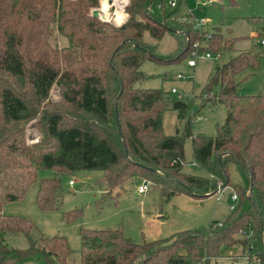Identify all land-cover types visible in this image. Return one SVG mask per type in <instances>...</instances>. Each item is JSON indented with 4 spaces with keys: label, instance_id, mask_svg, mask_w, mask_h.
<instances>
[{
    "label": "trees",
    "instance_id": "obj_1",
    "mask_svg": "<svg viewBox=\"0 0 264 264\" xmlns=\"http://www.w3.org/2000/svg\"><path fill=\"white\" fill-rule=\"evenodd\" d=\"M164 4L129 0L122 9L128 17L116 27L92 17L99 0H0V264H20L35 255L43 264H209L233 248L240 250L228 254L233 260L264 264V95L240 94L235 79L250 71L243 78L248 79L264 60V17L246 18L257 34L254 41L217 68L202 91L207 103L226 107L215 136H193L190 119L181 135L167 136L166 94L134 87L143 77L141 64L179 63L196 50L232 51L235 38H225L219 27L198 31L190 16L172 27ZM166 35L176 47L161 57L157 49ZM52 89L57 102L50 99ZM171 107L184 118L183 102ZM34 120L40 138L28 144L26 130ZM186 139L206 176L183 172ZM229 163L241 167L248 187L230 183ZM40 170L54 175L38 180ZM78 171H100L97 183L106 192L144 179L167 200L186 195L201 201L229 187L238 205L224 221H211L207 236L183 231L137 244L119 228H80V260L71 263L64 237L33 240V224L4 215L2 208L38 183L37 207L59 211L61 177ZM78 214L63 213L69 220ZM7 234L27 237L28 248H10Z\"/></svg>",
    "mask_w": 264,
    "mask_h": 264
},
{
    "label": "rangeland",
    "instance_id": "obj_2",
    "mask_svg": "<svg viewBox=\"0 0 264 264\" xmlns=\"http://www.w3.org/2000/svg\"><path fill=\"white\" fill-rule=\"evenodd\" d=\"M164 1L165 12L173 15L172 22H169L170 26L175 27L176 23L187 21L189 16L190 20L194 22L206 20L207 25L203 26L200 31L211 33L215 27H219L225 38H235L233 50L221 54L196 50L194 52L200 55L210 53L211 58L196 59L194 68H189L187 64L194 58V55L179 63L166 65L146 61L139 68L143 77L135 83L134 87L160 89L166 94L167 104L163 114V131L167 136L181 135L186 122L190 119L193 136L214 137L217 125L222 123L225 118L226 107L219 103H207L208 98L206 94L202 95V91L217 68L247 49L254 41L246 18L264 17V0H237L234 5L227 0ZM172 1H175L174 7L170 6ZM107 3L109 4V8L108 5L106 7L109 9V19L103 21L100 18L99 20L109 22L116 27L121 26L122 24L117 25L114 22V18L123 2L106 0ZM125 4L128 3L124 1ZM101 5L102 0H99V7L95 9H101ZM127 17L126 14L125 20ZM53 41L57 40L53 39ZM202 45L205 46L203 43ZM175 47V39L166 35L159 41L157 53L161 57H166L174 51ZM249 72L244 71L235 78L237 82H240L238 92L242 95H264V60L253 75L243 80ZM179 75L183 78L179 79ZM172 89L176 93H171ZM50 99L54 102L59 101L56 89L51 90ZM176 100L186 105L187 112L184 118H179L178 113L171 107L172 102ZM34 122L35 120L30 121L27 126L26 140L28 144L35 143L40 138L38 129L33 125ZM183 149L185 160L183 172L206 176L204 170L193 164L191 139L185 140ZM227 171L232 185L248 187V178L239 165L229 163ZM53 175L51 170H40L37 173V178L38 180L51 178ZM101 175L100 171H78L63 175L61 177L62 193L59 211H41L37 207L35 196L38 183H35L30 186L21 200L4 205L2 213L29 220L33 224L30 233L33 240L41 237H64L71 250L67 260L71 263H78L80 260V228H119L126 237L137 244L166 239L183 231L199 232L201 235L207 236L209 223L215 220L224 221L232 212L230 208L238 205V203L232 202L233 191L229 187L201 200L202 205H200V201L186 195L175 196L167 200L154 184L144 179L129 180L121 188L113 192H106L97 183ZM143 181L150 184L149 190L144 194H138L137 188ZM69 182L73 183L70 187L68 186ZM246 207L247 202L242 205V209ZM74 211L79 214L73 220H69L63 215V213ZM5 242L14 249L25 250L29 245L27 237L22 234H7ZM239 253L240 250L237 248L225 249L220 258L212 260L209 264H248L244 258L239 257L237 260H233L228 255H239ZM20 264H43V260L40 256L35 255L26 258Z\"/></svg>",
    "mask_w": 264,
    "mask_h": 264
},
{
    "label": "built area",
    "instance_id": "obj_3",
    "mask_svg": "<svg viewBox=\"0 0 264 264\" xmlns=\"http://www.w3.org/2000/svg\"><path fill=\"white\" fill-rule=\"evenodd\" d=\"M175 5H176L175 4V1L170 2V6L174 7ZM205 25H207V21L206 20L196 21L195 22V29H197L198 31H200V29L203 26H205ZM256 36H257V34H256ZM260 43L262 45H264V39L260 40ZM192 55H194V58L192 60L188 61V63H187L189 68H194L196 66V61H195L196 59H203V58L210 59L211 58V54L210 53H205L204 55H202V54L200 55L197 52H194V54H192ZM217 56L219 57V55H217ZM178 78L179 79H182L183 76L179 75ZM171 93L174 94V93H176V91L174 89H172L171 90ZM72 185H73L72 182H69L68 183V186L69 187L72 186ZM149 187H150V184L148 182H146V181H143L141 183V185L137 188V193L138 194H144V193L148 192ZM232 202L234 204H237L238 203V196L235 193H233V195H232ZM235 208H236V205L232 206L230 208V210L231 211H234Z\"/></svg>",
    "mask_w": 264,
    "mask_h": 264
},
{
    "label": "bare ground",
    "instance_id": "obj_4",
    "mask_svg": "<svg viewBox=\"0 0 264 264\" xmlns=\"http://www.w3.org/2000/svg\"><path fill=\"white\" fill-rule=\"evenodd\" d=\"M123 2V5L118 9L119 11L116 12V16L114 18V22L117 24V25H120L124 22L125 18H126V14L122 11L123 7H124V1L125 0H120ZM108 5V8H109V4L107 3ZM119 5V4H118ZM106 8L102 2V5H101V9L99 10L100 11V16L101 17H105L107 20L109 19L108 18V12H109V9ZM111 10V9H110ZM110 14V13H109Z\"/></svg>",
    "mask_w": 264,
    "mask_h": 264
},
{
    "label": "water",
    "instance_id": "obj_5",
    "mask_svg": "<svg viewBox=\"0 0 264 264\" xmlns=\"http://www.w3.org/2000/svg\"><path fill=\"white\" fill-rule=\"evenodd\" d=\"M99 10L100 9H94V10H92V12H91L92 17L98 18V19L101 18L103 21H105L106 18L100 16V11ZM220 166H222L221 163H220Z\"/></svg>",
    "mask_w": 264,
    "mask_h": 264
},
{
    "label": "crops",
    "instance_id": "obj_6",
    "mask_svg": "<svg viewBox=\"0 0 264 264\" xmlns=\"http://www.w3.org/2000/svg\"><path fill=\"white\" fill-rule=\"evenodd\" d=\"M126 21V20H125ZM196 22V21H195ZM194 21H193V23H195ZM124 23V22H123ZM122 23V24H123ZM256 37V33L254 32V31H252V38L254 39ZM194 164V166L196 167V165H195V163H193ZM200 205H202V201H200Z\"/></svg>",
    "mask_w": 264,
    "mask_h": 264
},
{
    "label": "clouds",
    "instance_id": "obj_7",
    "mask_svg": "<svg viewBox=\"0 0 264 264\" xmlns=\"http://www.w3.org/2000/svg\"><path fill=\"white\" fill-rule=\"evenodd\" d=\"M102 2L104 3L105 7H107V4H106V0H102ZM129 0H125V3H128Z\"/></svg>",
    "mask_w": 264,
    "mask_h": 264
}]
</instances>
